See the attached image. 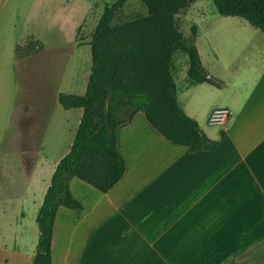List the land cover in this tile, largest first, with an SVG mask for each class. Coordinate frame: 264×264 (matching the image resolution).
I'll return each mask as SVG.
<instances>
[{"label": "crops", "instance_id": "0c3cea01", "mask_svg": "<svg viewBox=\"0 0 264 264\" xmlns=\"http://www.w3.org/2000/svg\"><path fill=\"white\" fill-rule=\"evenodd\" d=\"M220 26L219 32L231 30V38H222L225 49L242 53H215L211 69L195 46L222 88L189 80L184 102L178 94L181 108L217 148L190 153L157 132L143 112L136 114L118 132L126 162L118 184L102 193L71 181L83 211L58 210L52 264L64 262L59 252L56 259L61 243L69 255L79 238L78 264H264V33L242 18ZM15 59L19 77L16 53ZM215 109H228L232 121L210 125ZM62 210H68L67 233L60 235ZM0 264H29V258L0 246Z\"/></svg>", "mask_w": 264, "mask_h": 264}, {"label": "rangeland", "instance_id": "374dc122", "mask_svg": "<svg viewBox=\"0 0 264 264\" xmlns=\"http://www.w3.org/2000/svg\"><path fill=\"white\" fill-rule=\"evenodd\" d=\"M116 1L0 0V246L16 247L29 258V264H34L39 244V210L83 115L81 110L63 109L57 97L86 93L92 69L89 44L106 6ZM147 15L145 5L129 1L113 25ZM177 19L183 34L194 37L208 68H213L215 53H242L225 49L222 38H231V30L218 31L220 25L239 18L221 16L212 0L190 5ZM32 42L36 46L30 52L27 48ZM18 45L25 49L19 77L15 65ZM188 68L187 56L177 53L173 74L182 102L190 86ZM74 188L80 197L85 195ZM87 200L86 206L91 207L95 198ZM67 213L62 210L58 218L60 235L67 233ZM61 244L56 259L59 252L63 264H78L81 239L71 243L69 255L67 242Z\"/></svg>", "mask_w": 264, "mask_h": 264}, {"label": "trees", "instance_id": "16d2710c", "mask_svg": "<svg viewBox=\"0 0 264 264\" xmlns=\"http://www.w3.org/2000/svg\"><path fill=\"white\" fill-rule=\"evenodd\" d=\"M146 6L148 15L113 25L127 2ZM200 0H117L106 6L89 44L92 69L84 95L60 93L58 104L66 111L83 115L68 154L58 163L37 224L40 238L34 264H52L55 221L61 207L78 215L82 204L70 184L74 178L108 193L122 179L126 162L118 147V132L143 112L150 125L168 141L188 148L190 153L214 151L218 143L202 131L178 101L174 78L177 53L188 57L192 84L222 88L223 83L204 68L194 37L180 29L178 16ZM224 17H239L264 33V0H212ZM194 36L196 28L193 29ZM36 43H30L32 51ZM25 49L18 45L21 59Z\"/></svg>", "mask_w": 264, "mask_h": 264}, {"label": "built area", "instance_id": "2783aa9c", "mask_svg": "<svg viewBox=\"0 0 264 264\" xmlns=\"http://www.w3.org/2000/svg\"><path fill=\"white\" fill-rule=\"evenodd\" d=\"M232 121V115L228 109H215L209 116L208 122L214 126H224Z\"/></svg>", "mask_w": 264, "mask_h": 264}]
</instances>
